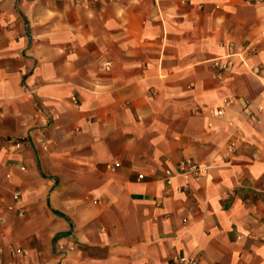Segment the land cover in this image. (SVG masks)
<instances>
[{
	"label": "crops",
	"instance_id": "obj_1",
	"mask_svg": "<svg viewBox=\"0 0 264 264\" xmlns=\"http://www.w3.org/2000/svg\"><path fill=\"white\" fill-rule=\"evenodd\" d=\"M177 256L264 264V0H0V264Z\"/></svg>",
	"mask_w": 264,
	"mask_h": 264
},
{
	"label": "built area",
	"instance_id": "obj_2",
	"mask_svg": "<svg viewBox=\"0 0 264 264\" xmlns=\"http://www.w3.org/2000/svg\"><path fill=\"white\" fill-rule=\"evenodd\" d=\"M222 110H220V114H222ZM119 162H116V165H119ZM187 164L190 166V171H200V166L196 163H193L192 161H188ZM140 178H143V175H140ZM15 197H18V194L15 195ZM175 261L179 264H198V260L196 258L186 257V256H177L175 257Z\"/></svg>",
	"mask_w": 264,
	"mask_h": 264
}]
</instances>
